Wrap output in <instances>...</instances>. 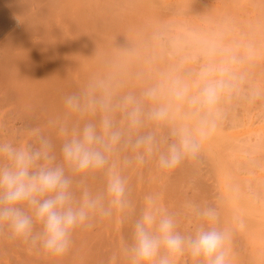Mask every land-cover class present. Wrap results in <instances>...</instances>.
<instances>
[{"label":"bare ground","instance_id":"6f19581e","mask_svg":"<svg viewBox=\"0 0 264 264\" xmlns=\"http://www.w3.org/2000/svg\"><path fill=\"white\" fill-rule=\"evenodd\" d=\"M232 57L229 67L243 81L221 100L215 131L195 160L161 169L160 154L177 140L173 132L195 134L203 114L173 98V81H185L194 95L201 67ZM70 96L77 107L66 103ZM161 107L167 117L153 119ZM88 124L106 141L111 132L120 139L105 152L103 169L76 172L62 148ZM149 135L153 144L133 149ZM42 137L53 159L39 163L64 168L77 204L87 191L108 208L111 171L127 180L131 206L113 208L110 217L91 212L92 227L76 229L60 256L12 238L5 224L0 264H132L133 225L150 194L185 236L207 226L197 207H216L219 227L231 232L229 264H264V0H0V143L40 150ZM174 264L204 261L186 251Z\"/></svg>","mask_w":264,"mask_h":264},{"label":"clouds","instance_id":"9594fccd","mask_svg":"<svg viewBox=\"0 0 264 264\" xmlns=\"http://www.w3.org/2000/svg\"><path fill=\"white\" fill-rule=\"evenodd\" d=\"M236 62V58L232 57L230 62L203 65L198 74L202 83L194 95L190 94L188 83L181 79L173 81V98L178 102L187 101L192 108L203 114L196 123L195 134L188 129L173 132L177 140L169 145L166 153L160 154L158 166L161 169L175 170L185 160H195L199 156L204 139L215 131L212 117L218 114L221 100L236 90L237 80L243 81V77H237L229 67V63ZM146 95L154 98L156 89ZM260 95L256 92L254 98L258 99ZM76 99L70 96L66 103L75 108ZM138 114V109L130 114L134 124L139 123ZM167 115V107L157 108L151 113V117L156 120L165 119ZM103 127L105 130L111 129L109 119H104ZM119 139V132H111L106 141L97 135L94 125L88 124L80 136L63 145L64 161L76 172L103 169L108 162L105 152ZM153 141L151 135L143 137L136 141L133 149L138 150L145 144L151 145ZM49 149L50 144L43 137L40 150L17 149L11 144L0 143V158L9 161L0 164V227L6 224L12 238L30 240L46 252L60 256L68 251L76 229L92 227L91 212L99 210L101 216L110 217L113 208L123 211L131 206V201L127 198V180L110 171L107 185V195L111 197L109 207L103 206L101 197L93 198L87 191L77 204L70 190L71 180L65 176L64 168L39 163L41 159H53ZM135 159L140 164L144 162L139 152ZM145 201L147 207L133 225V242L127 249L132 264H174L175 258L186 251L193 258L202 259L204 264H229L226 245L231 239V232L219 227L220 212L216 207H197V215L207 226H202L194 236H185L176 230L173 215L155 208V196L147 195ZM37 225L39 231H35Z\"/></svg>","mask_w":264,"mask_h":264}]
</instances>
